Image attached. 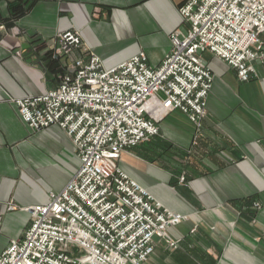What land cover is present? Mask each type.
<instances>
[{
	"label": "crops",
	"instance_id": "crops-1",
	"mask_svg": "<svg viewBox=\"0 0 264 264\" xmlns=\"http://www.w3.org/2000/svg\"><path fill=\"white\" fill-rule=\"evenodd\" d=\"M186 1H0L7 28L0 40V254L23 238L31 221L9 206L47 204L80 167L65 131L56 125L33 131L14 102L54 90L70 61L83 56H57L59 35L78 31L85 56H98L107 69L140 53L158 67L171 34L187 32L179 12ZM12 3L26 12L13 18ZM203 58L214 78L206 116L197 124L176 111L159 123L148 145L119 159L164 208L186 216L168 230L178 247L156 239L143 264H264V65L255 63V77L242 82L224 61L210 53Z\"/></svg>",
	"mask_w": 264,
	"mask_h": 264
},
{
	"label": "built area",
	"instance_id": "built-area-1",
	"mask_svg": "<svg viewBox=\"0 0 264 264\" xmlns=\"http://www.w3.org/2000/svg\"><path fill=\"white\" fill-rule=\"evenodd\" d=\"M179 12L187 32L171 34L158 67L140 53L107 69L98 56H85L78 31L59 35L57 56H83L70 61L54 90L14 102L33 131L54 125L65 131L80 167L47 204L9 206L31 221L23 238L0 254V264H143L156 239L178 247L168 230L186 216L164 208L119 159L157 136L159 123L176 111L197 124L206 116L214 78L205 53L233 68L242 82L255 77L254 64L264 65V0H187ZM5 31L0 22V40Z\"/></svg>",
	"mask_w": 264,
	"mask_h": 264
},
{
	"label": "trees",
	"instance_id": "trees-1",
	"mask_svg": "<svg viewBox=\"0 0 264 264\" xmlns=\"http://www.w3.org/2000/svg\"><path fill=\"white\" fill-rule=\"evenodd\" d=\"M11 10L13 12V14H12L13 18H18L19 16L24 14L27 9L20 6L19 3H17L16 5H15V3H12L11 4Z\"/></svg>",
	"mask_w": 264,
	"mask_h": 264
},
{
	"label": "rangeland",
	"instance_id": "rangeland-1",
	"mask_svg": "<svg viewBox=\"0 0 264 264\" xmlns=\"http://www.w3.org/2000/svg\"><path fill=\"white\" fill-rule=\"evenodd\" d=\"M185 22V21H184ZM185 24L187 25V27H188V24L185 22ZM178 30V29H177ZM176 31V30H175ZM168 117V116H167ZM147 143H150V141H148V142H146V143H144V145H148ZM143 145V144H142ZM136 150H138V149H135V150H133V152H136ZM256 208V207H255ZM262 208V206L260 205V207L259 208H256V209H261Z\"/></svg>",
	"mask_w": 264,
	"mask_h": 264
}]
</instances>
